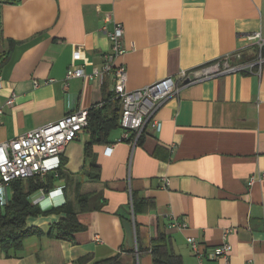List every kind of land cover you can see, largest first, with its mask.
<instances>
[{"label":"crops","instance_id":"1","mask_svg":"<svg viewBox=\"0 0 264 264\" xmlns=\"http://www.w3.org/2000/svg\"><path fill=\"white\" fill-rule=\"evenodd\" d=\"M106 14L123 26L115 62L125 65L129 90L236 49L255 57L258 45L245 35L264 37V0H0V101L14 93L0 116V142L70 111L113 108L112 72L102 81L65 80L68 67L87 58L89 73L110 51ZM154 118L160 127L148 125L135 145L120 139L121 126L90 155L86 130L70 141L48 188L62 193L30 196L41 210L53 209L25 218L34 231L17 247L0 246V264H157L158 231L177 264H225L214 255L223 241L229 264H264V63L259 73L187 85ZM67 212L81 228L70 238L49 235ZM173 219L186 227L171 226ZM124 221L133 227L132 247Z\"/></svg>","mask_w":264,"mask_h":264},{"label":"built area","instance_id":"2","mask_svg":"<svg viewBox=\"0 0 264 264\" xmlns=\"http://www.w3.org/2000/svg\"><path fill=\"white\" fill-rule=\"evenodd\" d=\"M105 21L112 22V28L102 27L103 32L111 42L110 51L102 54V63L95 66L91 72L84 71L88 63L84 58L82 64L68 67L65 80L74 77H83L90 80L102 81L104 73L112 72L114 83L112 92L114 98L120 101V126L122 134L120 139L129 140L132 145L137 143L139 136L148 125L158 129L160 123L154 118L156 111L170 97L175 96L187 85L203 81L223 74L235 72L259 73L264 63V37L260 31L245 35V39L258 45V53L249 59L242 58V51L236 49L221 55L207 63L181 69L175 76H167L137 89H127V70L123 63H116V58L123 52L121 39L123 26L113 21L109 14ZM4 79L0 70V89L4 87ZM66 87V83H64ZM14 103V93L11 92L4 101H0V116L6 107ZM102 105H98V108ZM88 125V110L82 109L65 113L56 121L35 127L16 137L0 142V205L9 200V187L12 180L26 179L33 176L43 178L49 171H56L61 163V155L66 145L78 137ZM61 190H48L49 197L61 194ZM12 195V192H11ZM171 226L186 227L182 221L172 220ZM192 252L198 257L201 251L193 237H187ZM137 253V248L135 246ZM231 245L223 241L214 255L221 256L225 264H229ZM247 264H254L249 261Z\"/></svg>","mask_w":264,"mask_h":264},{"label":"trees","instance_id":"3","mask_svg":"<svg viewBox=\"0 0 264 264\" xmlns=\"http://www.w3.org/2000/svg\"><path fill=\"white\" fill-rule=\"evenodd\" d=\"M2 1L13 2L15 0ZM110 97L114 101V106L110 111H107L104 105L88 110V125L85 128L88 132V138L84 143L86 155L91 154L93 144L109 143L111 131L120 127V101L114 98L113 92ZM143 134L144 132L137 139V143L141 140ZM60 166L61 163L56 171H49L43 178L33 176L11 181L12 195L4 205H0V246L5 251L11 247H17L20 239L25 234L34 231L25 224L27 216L45 213L53 209L41 210L36 204L32 203L30 196L35 190H48L50 181L59 176ZM80 228L81 225L75 214L67 212L65 218L60 219L51 227L49 235L54 234L55 236L70 238L71 233ZM151 254L153 262L157 264H177L179 261L176 255L170 251L168 252L167 238L163 232L158 231L153 237Z\"/></svg>","mask_w":264,"mask_h":264},{"label":"water","instance_id":"4","mask_svg":"<svg viewBox=\"0 0 264 264\" xmlns=\"http://www.w3.org/2000/svg\"><path fill=\"white\" fill-rule=\"evenodd\" d=\"M123 224L126 231L127 244L132 247L135 241L132 224L129 221H124Z\"/></svg>","mask_w":264,"mask_h":264},{"label":"rangeland","instance_id":"5","mask_svg":"<svg viewBox=\"0 0 264 264\" xmlns=\"http://www.w3.org/2000/svg\"><path fill=\"white\" fill-rule=\"evenodd\" d=\"M11 192H12V189L11 187H9V198L11 197Z\"/></svg>","mask_w":264,"mask_h":264}]
</instances>
